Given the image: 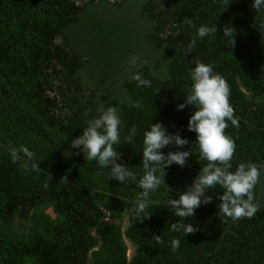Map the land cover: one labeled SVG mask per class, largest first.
I'll list each match as a JSON object with an SVG mask.
<instances>
[{"label": "trees", "instance_id": "trees-1", "mask_svg": "<svg viewBox=\"0 0 264 264\" xmlns=\"http://www.w3.org/2000/svg\"><path fill=\"white\" fill-rule=\"evenodd\" d=\"M252 4L0 0V264H264L262 208L225 231L232 219L219 204H202L193 217L180 218L167 201H155L179 198L178 190H187L188 163L191 185L208 163L201 158L197 133L188 130L195 106L178 110L190 92L196 60L213 65L230 86L240 126L228 121L225 130L236 144L229 171L264 160V6L257 11ZM202 25H216L217 33L199 38ZM226 25L234 28V46L223 35ZM136 55L140 59L131 66ZM134 72L151 86L138 87ZM109 106L118 108L121 119L117 162L133 172L144 171V133L153 123L189 140L162 149L191 156L186 166L165 169L164 184L148 197L147 215L135 213L143 192L136 182L109 179L110 167L71 147ZM133 125L137 132L129 145L124 138ZM21 146L34 156L29 161L20 153L13 162L11 150ZM223 191L217 185L206 194L220 198ZM176 222L198 231H172ZM158 235L162 244L154 239ZM173 239L180 241L175 252Z\"/></svg>", "mask_w": 264, "mask_h": 264}, {"label": "clouds", "instance_id": "clouds-1", "mask_svg": "<svg viewBox=\"0 0 264 264\" xmlns=\"http://www.w3.org/2000/svg\"><path fill=\"white\" fill-rule=\"evenodd\" d=\"M262 6H264V0H253L252 7L255 10L259 11ZM185 23L195 27L191 20L186 19ZM233 31L234 28L230 25H226L223 29V35L230 38L229 46L235 45V38H232ZM216 33V25H202L197 29L196 35L203 39L206 36H214ZM195 45L196 38L194 37L188 45V49L191 50ZM139 59L138 55L133 56L130 58L129 64L135 66ZM195 65L191 71L193 83L190 92L184 103L178 105V110H183L188 105L195 106L196 110L189 118L188 130L197 133L196 141L199 145L201 158L207 160L208 163L201 169L193 181L192 187L180 194L178 199L167 201V206L175 210L177 217H193L196 209L202 204L207 205L212 202L211 196H204V194L219 185L224 189L220 196L222 202L219 205V211L234 221L243 217L251 218L258 208V205L254 203V190L264 178V165L242 162L234 172L229 171L232 167L231 161L236 151V144L235 140L225 133V130L229 126L228 121L236 128L240 126V121L235 116V109L229 100L230 86L223 76L214 73L213 65L199 60L195 61ZM131 79L137 82L138 87L151 86V81L142 78L139 72H134ZM120 126L121 119L118 108L116 106L106 107L99 118L89 122L82 135L71 141V147L82 151L86 160H94L102 168L110 167L109 179L114 178L122 183L136 182L143 192L135 202V213L137 216L142 213L147 215L146 209L151 202L148 197L151 192L156 191L160 185L164 184L165 169L173 164L184 167L187 158L191 156L190 151L177 150L165 154L162 149L168 145H175L179 148L187 145L189 140L183 138L179 132L168 133L162 123H153L150 129L144 133L142 155L144 171L143 175L137 179L136 172H133L128 165L117 162L121 158V153L114 145L121 143ZM136 132L137 128L133 125L129 134L124 138V142L131 145ZM20 153H23V156L29 161L34 156V153L26 146H21L19 150H11L13 162L20 158ZM32 168L40 170L38 164L35 163L32 164ZM158 171H161L160 175L157 174ZM171 230L182 231L184 235L194 234L198 231L191 223L183 222L173 223ZM154 239L157 243H163L160 235L154 236ZM179 246V239H173V252L177 251Z\"/></svg>", "mask_w": 264, "mask_h": 264}, {"label": "water", "instance_id": "water-1", "mask_svg": "<svg viewBox=\"0 0 264 264\" xmlns=\"http://www.w3.org/2000/svg\"><path fill=\"white\" fill-rule=\"evenodd\" d=\"M240 15H241V17L242 18H244L251 26H253L254 28H256V26L254 25V23L249 19V18H247L242 12L240 13ZM261 33L264 35V32L263 31H261ZM257 165H264V160L262 161V162H260V163H258ZM188 166H189V169H188V172L186 173V175H185V177H184V182H185V186H186V188H187V190H188V188L189 187H192V185L191 184H189L188 183V180H187V178H188V176H189V173L191 172V168H190V164L188 163ZM136 175L138 176V175H143V173L142 172H136ZM164 182V181H163ZM165 185H167V186H169L171 189H175L174 187H172V186H170V185H168V184H165ZM187 190H178L180 193H184V192H186ZM204 196H211V198H212V202L211 203H215V204H219L220 205V203L222 202L221 201V199L218 197V196H212V195H210V194H204ZM202 199L204 198L203 196L201 197ZM176 199H178V198H176ZM169 200H171V199H169ZM168 199H158V200H155V201H157V202H159V201H162V202H166V201H169ZM254 203H256L257 205H258V208H257V210H259V209H263L264 210V178H262V180H261V184H258L257 185V196H256V199L254 200ZM241 219V218H240ZM239 219V220H240ZM239 220H230L229 222H228V224H227V226H226V229H225V231H228L229 230V228H230V225L232 224V223H236V222H238Z\"/></svg>", "mask_w": 264, "mask_h": 264}, {"label": "rangeland", "instance_id": "rangeland-1", "mask_svg": "<svg viewBox=\"0 0 264 264\" xmlns=\"http://www.w3.org/2000/svg\"><path fill=\"white\" fill-rule=\"evenodd\" d=\"M124 221H126V219H124ZM131 246L129 245V248H128V254H130L131 255V253H132V251H133V249L132 248H130Z\"/></svg>", "mask_w": 264, "mask_h": 264}]
</instances>
